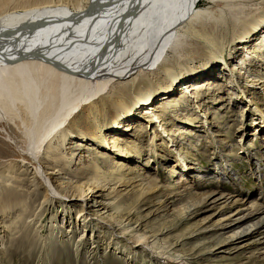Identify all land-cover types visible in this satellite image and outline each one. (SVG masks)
<instances>
[{
	"label": "bare ground",
	"instance_id": "bare-ground-1",
	"mask_svg": "<svg viewBox=\"0 0 264 264\" xmlns=\"http://www.w3.org/2000/svg\"><path fill=\"white\" fill-rule=\"evenodd\" d=\"M195 1L43 0L29 3L21 10L0 12V120L13 126L14 134L20 137L21 150L30 155L37 167H43L46 183L53 184L52 179L57 177L48 193L59 197L64 214L68 212L70 217L64 216L58 225L62 229L61 247L66 249L67 241L72 238L85 241L82 248L77 247V253L65 257L67 263L84 252L98 255L107 244L110 251L101 253L100 264H109L108 259L114 253L120 255L122 261L132 259L133 264H138L137 253H143V257L149 255L160 264H176L179 254L171 252V248L166 251L170 244L163 242L169 229H155L151 221L158 217L171 220L181 211L188 218L215 211L216 217L231 208L224 216L226 223L210 229L215 230L216 237H224V242L210 245L204 253H264V190L260 193L261 202L251 200L247 205L248 200L242 197L245 191L239 185L234 192H226L222 185L205 190L209 185L197 184L196 192L192 193L187 189L191 184L185 177L186 189L177 192L173 189L166 194L163 205L151 204L160 199L158 196V200L157 197H145L147 201L141 205L129 207L125 203L134 202L138 190H147L146 194H150L160 184L151 181L150 185L146 183L137 188L143 184L141 178L140 183L133 185L141 180L130 171L137 169L122 159L129 158L132 152L139 153L140 143L137 139L131 140L123 147L120 137L113 136L111 141L103 130L107 125L117 132L114 129L120 126V132L127 133L131 129L136 138L150 122L156 124L160 120L155 130L152 131L153 125L150 126L154 151L162 150L170 155V160L177 163L179 173L184 177L187 172L195 173L197 165L193 159L196 157L189 156L179 143H176L178 146L173 143L177 142V136L182 138L194 133L192 127L199 123L198 116L194 114L190 118L193 114L187 112L182 117L187 125L174 128L175 124L165 125L169 123L166 115L173 117L171 112L176 113L182 102L196 101L194 105L199 104L196 107L203 112L206 124L215 126L218 115L209 111L207 103L201 106L199 102L209 96L223 97L225 86L218 82L219 78L226 74L238 80L237 74H240L250 86H264V76L249 73L250 64L264 65V16L250 21L246 18L248 21H241L240 26L239 20V23L230 22L225 16L234 14V9L244 0H205L206 7L204 4L194 7ZM209 6L218 7L220 15L207 11ZM226 9L230 12H225ZM184 34L205 41L203 58L182 61L175 54L171 56ZM230 45H236L235 50H242L238 61L234 60L233 53L226 57ZM217 66H220L218 71ZM239 82L237 93L242 98L248 97ZM175 90L178 92L173 95L171 92ZM159 92L162 94L157 95ZM84 102H87L85 116L90 120L88 131H82L83 128L76 125L71 128L73 131L68 130L60 119L65 106ZM245 103L243 110L247 108L256 115L257 119L252 123L256 125L255 130H264V107L251 99ZM133 109L140 110L136 115L138 120L146 117L144 124L130 121L135 115ZM53 118L55 123L50 124ZM41 125L39 133L48 130V137L46 142L38 140L43 146L35 152L29 149L34 146L31 134ZM74 133L81 136L77 142L98 141V147L108 148L120 158H109L106 151L89 147L87 164L72 168L73 162L82 164L85 155L81 152L86 146L85 143L84 146L82 143L68 146L75 139ZM211 137L215 139L216 135L211 133ZM75 157H80V161H74ZM102 161L108 164L105 169ZM172 171L176 170L172 168ZM69 202L73 204L68 205ZM76 202L80 204L73 217ZM143 203L148 204L145 209ZM146 210L144 214H137ZM152 211L158 215L145 222ZM191 255L189 259L203 258V254ZM80 264L84 263L81 261Z\"/></svg>",
	"mask_w": 264,
	"mask_h": 264
},
{
	"label": "rangeland",
	"instance_id": "rangeland-1",
	"mask_svg": "<svg viewBox=\"0 0 264 264\" xmlns=\"http://www.w3.org/2000/svg\"><path fill=\"white\" fill-rule=\"evenodd\" d=\"M1 1L3 0H0V3ZM5 1L4 5L0 4V12L8 9L21 10L29 3L32 4L43 0ZM202 4H204L203 7H206L205 0H196L194 2V7L197 5L200 7ZM209 7L210 8H207V11L214 13V15H218L220 13V9L217 11L218 7ZM225 12H230V10L226 9ZM246 14L251 16L246 17ZM263 16L264 0H244L242 1L241 6L234 9V14H227L225 19L230 22H237L238 20L239 22H247L248 20L250 21L251 19L261 18ZM186 18L184 25L188 24L186 23ZM242 22L238 25L241 26ZM228 37L231 39L230 36ZM203 45H205V41L203 39H198L195 36L193 37L192 35L184 34L176 47V51L171 52V56L175 54V56L180 57L178 59H181L182 61L194 57L198 59L203 58L205 55V46ZM234 46L236 47V45H230L228 47L226 50V57H230L233 53L235 58L234 60L238 61V58L241 57L242 50H235ZM218 68H220V66L216 67L217 71ZM201 73L202 72H200L199 75H201ZM237 73L238 72H236V74ZM249 73L264 76V65L261 63L258 64L257 62H254L252 65L250 64ZM237 76L239 77L238 80L226 74L224 78H221L223 79L222 81H220V78V80L218 79V82L225 86V93H222L223 97L221 99H219L217 95H214L213 97L209 96L207 98H203V101L199 102L201 103V106L207 103L209 111L211 110L216 113L215 115H218V124L215 123V126L206 124V118H202L203 112H200V108H198V106L196 107V105L199 104L195 103L194 105V102L196 101L191 102V104L190 102L186 103V101L182 102L180 104V109L177 110L178 113L177 111L176 113L171 112V115L173 116H170L171 118H169V114L166 115L167 122L169 123L165 125L170 127L171 124H175L174 126L172 125L174 128L187 125L186 121L182 119L187 112L193 114L190 118H193L195 115L198 116L197 122L199 123H194L195 127H192L193 130L191 127L189 128L194 131L195 134H185L182 138L177 136V142L173 143L174 145L179 143V146L183 148L189 156L196 157L193 159L195 165L198 166H196L195 173L187 172L186 176L183 177V175L179 173L180 169L178 168L177 163L175 161H171L172 159L170 160V155L167 156L162 150L154 151V142L152 143L154 140L150 137V126L153 125L152 131L155 130L154 127L157 128V124L160 120H158L156 124L150 122L149 126H147L142 133L136 135V138L133 136L131 129L125 133L119 131L120 126L119 128L114 129L117 132L107 128V125L104 127L103 130L106 133L107 139L110 138L109 140H111L113 139V136L115 138L120 137V143L123 142V144L120 145L123 147L126 146V144H129L131 140L137 139L136 141L140 143L141 149L139 153L132 152L129 158L126 157L127 159H122L124 160L123 162L130 164L132 167L137 169L135 171L131 168L130 171L133 172L132 175L139 176L137 179H144L142 182L143 184L141 183L142 185L137 188H141L146 183V185H150L151 181H156L160 184V187L152 189L150 194H146L147 190H138L137 199L134 202L125 203L127 206L137 207L141 205L142 202L147 201V198L149 197H157L156 200H158V196H160V199L158 201H153L151 204L163 205V203H165L166 194L171 192L173 189H176L174 192L186 189L184 184V182H186V180H184L185 177H187V180L190 182L189 184H191L187 189L192 193L196 192V185L198 184L196 179L207 178L209 183L213 182L215 184H210L209 188H206L205 190H209L210 188L215 189L217 187L220 188L221 184L225 182L227 186H223V190L226 192H234L238 185L243 188L245 195L242 197L245 198L244 200H248L247 205L250 204L251 200L258 203L262 201L259 197L262 190H264V130H255L256 125L252 123L256 121V115L252 113L253 111H248L247 108L243 110V107L246 104L245 101L250 99L264 107V105H262V103H264V86L261 84L258 86H250L248 82H245L244 78H240V74H237ZM238 81H240L239 83L241 86H244L246 89L248 97L245 96L242 98L241 94L237 93L240 90V87H238ZM106 90L107 89H105V91ZM175 92L177 93L178 91L175 90L171 93L175 95ZM160 94L162 93L159 92L157 95ZM216 94H218V91ZM254 106L255 104L253 107ZM86 107L87 102L81 104L72 103L65 106V112L60 119L62 120L61 122L65 124V127H68V130L73 131L71 128H73V125H76L82 127V131H88L87 125L90 120H88L85 116ZM139 111V109H133L132 112L135 113V115L131 117L130 121L137 120L138 123L140 122L144 124L146 117H144V120H138V118H136ZM109 120L111 121L110 115L107 116V121ZM52 123H55V118H53L50 124ZM120 123H122V121H120ZM202 125L204 126L202 127ZM42 126L43 125L38 127V129L32 130L31 137L33 139L34 146H32L34 149L33 147L29 148L30 150L32 149V151L38 152L43 146L40 142H46L48 130L43 131L44 133L47 132V136L44 133L42 134V132L39 133V129ZM13 129L14 128L11 124L0 120V264H80L81 261L84 264H100L99 257L101 253L104 252L103 254H108L110 251L107 244H104L105 248L103 247V250H101V253L98 255L97 253L93 255L89 252H84L82 256H73V261H70L69 263L64 261L65 257H68V254L72 252L77 253V247L80 246V248H82L85 241L83 238L80 240L72 238L67 241L68 247L66 249L61 247L63 244L60 241L62 238L60 235L62 233V229H60L58 225L61 224V220L64 216L66 219L70 217L68 212L64 214V206L63 203L59 202V197L48 193V189L53 187L54 182L56 183L57 177L54 176L52 179L53 184L49 185L46 183L43 176V167H37L36 162L32 160L30 155L23 152L24 150H21L23 148L18 142L20 137L14 134ZM211 133L216 135L215 139L211 137ZM75 134L77 133H74V135ZM217 134L219 135L217 136ZM80 138L81 136L75 135L73 143L68 144V146H75L78 143L86 144L85 150L81 152L82 155H85V157H82L81 159L82 164H73V162L71 164L72 168H76L78 165L83 166L87 164L85 160H88V150H91V147L106 151L107 154H110L109 158H112V156L113 158H120L116 155V152L110 153L108 148L105 147L106 149H104L102 146L98 147V144H100L98 141L95 142L91 139L89 141L87 140V142L86 140H80V142H77ZM38 140H40V142ZM85 144H83V146ZM83 146L82 148H84ZM66 151H69V148ZM80 155L81 154H79V156ZM79 158L80 157L77 159L75 157L73 160L79 162ZM220 163H223L224 166L232 165V168H230L229 171H226L225 174L220 173L222 170L219 168H217L219 173L215 172V170L212 171L213 168L216 169V164ZM44 164L45 163H43V166ZM101 165L103 166V169L108 167V164L104 162L101 163ZM172 168L176 171H172ZM222 169L224 170L225 168L223 167ZM68 173L69 171H67V174ZM141 181L142 179L137 180L133 185H137ZM123 188L124 187H120V189ZM67 204L71 205L73 203L69 202ZM78 204L80 203L76 202L73 207V217L79 209ZM143 204L145 205H143L142 208L145 209L148 204ZM75 209L76 211H74ZM231 209H229L227 213L231 212ZM235 209L236 208H234V210ZM146 212L147 210L139 211L137 214H144ZM216 214L217 212L215 213V211H212L188 218L186 217V214L181 211V214L173 217L171 220H165L163 217L153 219L156 215H158V213L153 214L152 211L147 216L148 218L145 222L153 219L151 224L155 229H169V233L167 236H164L163 242H165L166 245L170 244L168 248H165L166 251H169L171 248V252L175 251V254H179V256L175 255L176 258H178V262L176 264H180L181 262L182 264H264V253L254 254L252 251L240 254L219 253L218 255L204 253L207 252L204 250H208L210 245L215 244L218 241L224 242L223 240H225L224 237L221 239L216 237V233H214L215 230H210L212 228H219L222 223H226V221H224V216L226 214H219L215 217ZM206 226H209V228L205 229ZM103 240L106 239L103 238ZM194 253L203 254V258L196 257L194 259H189V257H192L191 254ZM137 255L139 256L138 264H160L158 262H154L153 257L149 255H146V257H143V253H137ZM122 259L123 258L120 255L114 253L108 260L109 264H133L132 259H125L123 261Z\"/></svg>",
	"mask_w": 264,
	"mask_h": 264
}]
</instances>
